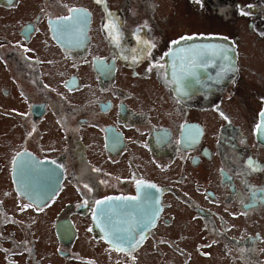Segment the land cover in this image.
Masks as SVG:
<instances>
[{
  "label": "flooded vegetation",
  "instance_id": "1",
  "mask_svg": "<svg viewBox=\"0 0 264 264\" xmlns=\"http://www.w3.org/2000/svg\"><path fill=\"white\" fill-rule=\"evenodd\" d=\"M167 1L0 0V264H264V75Z\"/></svg>",
  "mask_w": 264,
  "mask_h": 264
},
{
  "label": "rangeland",
  "instance_id": "2",
  "mask_svg": "<svg viewBox=\"0 0 264 264\" xmlns=\"http://www.w3.org/2000/svg\"><path fill=\"white\" fill-rule=\"evenodd\" d=\"M220 1L221 0H211V1L206 0L205 8H200V13H198V15L195 12L189 10L187 2L181 3L182 13H187L188 11L191 17L188 15L187 17H189L190 19H187L186 17H183L182 19H180V21L176 23V25L180 23L178 30H176V26L174 23V32L176 34H174L173 37L185 30H188V31L197 30V31L209 32L208 39L210 40L226 41L227 39H224V38H227L226 34L229 30L234 32L233 28H237V27L240 29L241 28L245 29V32L243 31L239 35L240 36L239 42L243 44L242 49H241V57H245L244 58L245 62L248 59L247 62H250L252 69H254L259 74L264 75V39L253 34L251 30L247 26H245V24L243 23V20H244L243 18H241L240 20H233L232 21L233 25L224 24L222 16L224 14H229L231 15V17L234 16L235 11H233L234 9L233 5L237 2L235 0H226V2L223 1V4H222V2L220 3ZM242 1L249 2L250 0H242ZM166 4L168 7L170 6L169 0L166 2ZM222 6L224 7V13H221ZM206 8L208 10L210 9L211 10L208 11ZM202 11H205L207 15L206 14L202 15ZM186 26H192L193 28H187ZM254 83H255V80L248 81V84H250V86L247 87V90H248L247 92L256 90ZM257 87L259 90H264V82L263 84L259 83ZM240 90L244 91L246 89L244 90L240 89ZM240 90L238 91V95L241 92ZM237 107H240V106L237 104V101H236L232 108H237ZM100 162L101 161H99L98 163ZM207 173H208V170L205 171V175ZM208 176H211V175H208ZM199 264H203V263H199Z\"/></svg>",
  "mask_w": 264,
  "mask_h": 264
},
{
  "label": "snow or ice",
  "instance_id": "3",
  "mask_svg": "<svg viewBox=\"0 0 264 264\" xmlns=\"http://www.w3.org/2000/svg\"><path fill=\"white\" fill-rule=\"evenodd\" d=\"M100 2V0H97V3H99ZM196 2L197 3H199L200 2V0H196ZM72 11L73 12H78L79 10H77V9H72ZM241 14L242 15H247L248 13H246V12H244V11H241ZM65 19H71V17H66ZM181 39H190V38H188V37H184V38H181ZM224 39H227V38H224ZM180 41H174L173 43L174 44H178ZM225 60H227L228 59V57H227V55H225ZM260 116L261 117H264V111H262L261 113H260ZM262 127H264V125H262V124H257L256 125V129L257 130H260ZM249 168H253V164H252V162L250 161L249 162ZM89 191H91V189H89ZM128 199H135V197H129ZM98 203H100V204H102V203H104V201H99ZM113 236H114V240L116 241V242H122V241H127V242H129V243H131V246L134 248V247H136V243L137 242H133V241H131L128 237H125V236H121V235H118V234H113ZM144 239V237L143 236H141L140 237V240H143Z\"/></svg>",
  "mask_w": 264,
  "mask_h": 264
},
{
  "label": "bare ground",
  "instance_id": "4",
  "mask_svg": "<svg viewBox=\"0 0 264 264\" xmlns=\"http://www.w3.org/2000/svg\"><path fill=\"white\" fill-rule=\"evenodd\" d=\"M217 48V46H215Z\"/></svg>",
  "mask_w": 264,
  "mask_h": 264
}]
</instances>
